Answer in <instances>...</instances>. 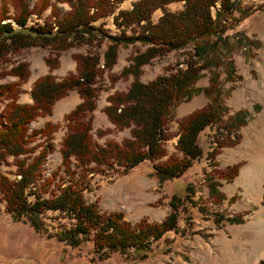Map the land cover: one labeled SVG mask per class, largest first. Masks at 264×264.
<instances>
[{
    "label": "trees",
    "instance_id": "obj_1",
    "mask_svg": "<svg viewBox=\"0 0 264 264\" xmlns=\"http://www.w3.org/2000/svg\"><path fill=\"white\" fill-rule=\"evenodd\" d=\"M121 1L34 0L30 4V0H0V59L7 53L32 44L48 46L56 56L60 50L76 42L77 37L89 42L92 39H108L101 58L96 51L79 52L74 56V71L61 78L50 73L56 65L55 56H46L44 60L48 71L32 81L28 89L29 102L17 100L21 91L19 84L29 74L27 62L18 60L8 68H1V76L11 74L16 79L0 82V163L10 155L15 165L14 177L0 173V201H3L4 209L12 218L25 215L36 232L41 227L40 212L45 209L64 212L73 218V222L55 230L57 240L76 246L83 236L90 234L94 250L103 252V255L117 251L132 260H140L150 255L153 239L167 230L176 231L179 210L188 212L195 204L191 198L190 183L174 185L168 199L169 210L161 220L140 218L131 224L123 219L120 210L101 211L94 202L86 201L81 182L87 173L102 170V167L110 170L120 168L124 172L144 159L151 161L150 172L159 183L175 179L193 159L200 156L198 135L205 126L214 123L217 130L213 136V147L207 153L209 159L220 147L238 141L240 135L237 129L246 122L251 112L240 108L222 119L221 114L227 110L217 101L214 89L215 96L206 104L177 120L176 152L160 159L165 153L163 142L170 135L166 123L172 118L171 106L184 97L199 70L208 64L211 57L206 52L213 46L215 50L219 42L225 43V30L247 16L250 8L242 7L239 0H131L130 7L116 9ZM171 1H182V5L171 11L166 8ZM56 2H64L68 8L59 14ZM46 7L48 15L43 22H28L32 14L40 15ZM156 8L161 9V13L152 21L150 15ZM109 14H112V21L120 29L119 32L108 33L101 27L99 20ZM211 36L214 38L208 40ZM135 41L144 48L134 52L118 73L109 72L115 62L118 45ZM190 42L192 50L184 57L183 65H176L173 70L158 73L147 81L140 80L142 64ZM226 66L230 73V61ZM104 71L112 82L118 77L131 78L124 90L108 93L102 106L113 127L127 128L128 134L120 141L108 138L103 143H97L92 137L91 112L96 105L99 78ZM71 89L77 92L79 101L62 115L65 131L58 146L66 182L56 183L58 190L42 197L37 186L33 185L41 174V162L49 148L48 139L57 124L45 121L39 127L30 129L28 123L36 116L50 114L54 101ZM38 137L42 140L36 141ZM28 155L30 159L27 160ZM238 164L234 162L225 170L215 171L227 181L235 174ZM53 176L52 172L44 180L49 182ZM204 178L213 203L234 198L232 194L226 197L219 189V181L211 179L210 173H206ZM27 194H32L33 198L28 199ZM219 218L238 222L242 221V214L217 213L214 220L217 222ZM103 255L98 258H103ZM256 264H264V257Z\"/></svg>",
    "mask_w": 264,
    "mask_h": 264
},
{
    "label": "rangeland",
    "instance_id": "obj_2",
    "mask_svg": "<svg viewBox=\"0 0 264 264\" xmlns=\"http://www.w3.org/2000/svg\"><path fill=\"white\" fill-rule=\"evenodd\" d=\"M30 1L32 3L34 0ZM239 4L250 8L249 14L225 30V43L219 42L215 50L213 46L206 52L211 57L208 64L199 70L184 97L171 106L172 118L166 123L170 135L163 142L165 153L160 159L176 152L177 120L206 104L215 96L214 89L217 101L227 110L221 114L222 119L240 108L251 112L246 122L237 129L240 135L238 141L220 147L209 159L207 153L213 147V136L217 130V124L214 123L205 126L198 135L200 156L193 159L175 179H165L159 183L150 172L151 161L144 159L124 172L120 168L110 170L102 167V170L87 173L81 182L86 201L94 202L101 211L120 210L123 219L131 224L140 218L147 221L161 220L169 210L168 199L174 191V185L179 182L190 183L191 198L195 204L188 212L179 210L176 231H165L151 241L149 256L132 260L117 251L103 255V252L94 250L90 234L83 236L76 246L57 240L55 230L63 229L73 222V218L64 212L56 209L40 212L41 227L36 232L25 215L12 218L4 209L3 201H0V264H256L264 257V0H239ZM181 5L182 1H171L166 4V8L175 11ZM55 6L59 14L68 8L64 2H56ZM130 6L131 0H123L116 9ZM160 13L161 9H154L150 15L151 20L155 21ZM47 15L46 7L40 15L33 14L31 20L43 22ZM99 21L108 33L120 30L112 21V14ZM213 38L208 37V40ZM76 39V42L60 50L56 56L50 47L32 44L7 53L0 59V71L2 67L8 68L18 60L27 62L29 74L19 84V102L30 101L28 89L33 79L48 71L44 60L46 56H55L56 65L50 73L61 78L74 71V56L77 53L96 51L101 58L108 43L107 38L98 41L92 39L90 42L85 38ZM143 48L144 45L138 41L119 44L115 62L109 72L118 73L130 56ZM190 50L192 42L152 57L141 65L140 80L147 81L158 73H166L176 65H183V59ZM228 61L232 66L230 73L226 66ZM15 79L11 74L0 75V82ZM130 79L118 77L112 82L106 71L99 78L96 105L91 112V131L95 142L103 143L108 138L120 141L128 134L127 128L113 127L102 111V106L106 103L105 96L108 93L124 90ZM78 101L77 92L71 89L54 101L50 114L36 116L28 123L30 129L39 127L45 121L57 124L48 139L49 148L41 162V174L33 185L37 186L42 197L57 191L56 183L66 182L58 152L59 140L65 131L62 115ZM41 140L42 137H38L36 141ZM26 159H30V155ZM234 162L239 164L230 180L219 177L215 169L225 170ZM14 171L13 158L8 155L0 163V173L14 177ZM52 172L53 178L49 182L44 180ZM206 173H210L211 179L219 181V189L226 197L232 194L234 198L213 203L206 188ZM27 197L32 199L33 195L27 194ZM217 213H241L242 221L228 222L219 218L216 222L214 217ZM99 255L104 257L98 258Z\"/></svg>",
    "mask_w": 264,
    "mask_h": 264
},
{
    "label": "bare ground",
    "instance_id": "obj_3",
    "mask_svg": "<svg viewBox=\"0 0 264 264\" xmlns=\"http://www.w3.org/2000/svg\"><path fill=\"white\" fill-rule=\"evenodd\" d=\"M263 252H264V250H263ZM263 252H261L259 255H261Z\"/></svg>",
    "mask_w": 264,
    "mask_h": 264
}]
</instances>
